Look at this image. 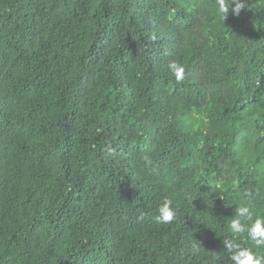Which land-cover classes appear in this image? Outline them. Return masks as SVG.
Returning <instances> with one entry per match:
<instances>
[{
	"label": "trees",
	"instance_id": "obj_1",
	"mask_svg": "<svg viewBox=\"0 0 264 264\" xmlns=\"http://www.w3.org/2000/svg\"><path fill=\"white\" fill-rule=\"evenodd\" d=\"M216 4L0 0V264H231L264 213V0Z\"/></svg>",
	"mask_w": 264,
	"mask_h": 264
},
{
	"label": "clouds",
	"instance_id": "obj_2",
	"mask_svg": "<svg viewBox=\"0 0 264 264\" xmlns=\"http://www.w3.org/2000/svg\"><path fill=\"white\" fill-rule=\"evenodd\" d=\"M246 7H248L247 0H217L216 11L219 19L225 22L230 12L232 15L239 16ZM152 38L155 39V36ZM168 69L177 82L185 79V67L179 62H170ZM141 161L143 170L151 175L158 174L159 169L150 154H142ZM177 214V210L173 207V200L165 196L158 206L155 221L158 224H171ZM227 229L231 236H226L223 244L229 253L228 258L231 264H264V254L253 251V248L244 247L238 242L240 237L246 235L249 241L254 242V247H264V213L258 212L247 203L240 204L235 216L230 219ZM201 249V244H192L194 253L200 252Z\"/></svg>",
	"mask_w": 264,
	"mask_h": 264
},
{
	"label": "rangeland",
	"instance_id": "obj_3",
	"mask_svg": "<svg viewBox=\"0 0 264 264\" xmlns=\"http://www.w3.org/2000/svg\"><path fill=\"white\" fill-rule=\"evenodd\" d=\"M192 1V3H193V0H191Z\"/></svg>",
	"mask_w": 264,
	"mask_h": 264
}]
</instances>
